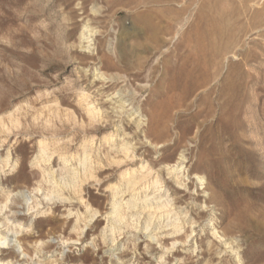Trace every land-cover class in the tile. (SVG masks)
Listing matches in <instances>:
<instances>
[{
    "label": "rangeland",
    "instance_id": "rangeland-1",
    "mask_svg": "<svg viewBox=\"0 0 264 264\" xmlns=\"http://www.w3.org/2000/svg\"><path fill=\"white\" fill-rule=\"evenodd\" d=\"M0 208L5 264H264V0H0Z\"/></svg>",
    "mask_w": 264,
    "mask_h": 264
},
{
    "label": "bare ground",
    "instance_id": "bare-ground-1",
    "mask_svg": "<svg viewBox=\"0 0 264 264\" xmlns=\"http://www.w3.org/2000/svg\"><path fill=\"white\" fill-rule=\"evenodd\" d=\"M91 30L87 29L86 27L84 28V30H82L81 32V36L83 37V39L87 40L86 43H87V46L86 48L89 49L90 47V44H89V40L88 38L91 37L90 33ZM122 106V105H121ZM42 152H44V149L41 148L40 149ZM86 155V153L84 154ZM47 158V157H46ZM8 160H9V156L7 155L6 156V159H5V165L8 163ZM179 162L177 165H175V167H173V170L179 166L178 168V171L177 172H180L182 171V169L184 168L182 165L185 161V156L184 155H180L179 156ZM86 165H87V158L84 156L82 159L79 160V166L81 167V172L84 174L86 173ZM70 168V167H69ZM171 170V171H173ZM177 170V169H176ZM78 171L79 170H76V169H67L58 179V184H59V187L60 186H75L77 184V179H78ZM52 174V173H51ZM179 174V173H178ZM81 175V174H80ZM51 178L48 177V180L47 181H51L52 183H56L57 184V181H52V179L50 180ZM55 179V178H54ZM80 179V178H79ZM137 179L134 177L132 178H129L127 179L126 181V184H127V187L129 188L130 186H133L135 185ZM51 183V184H52ZM150 183V182H149ZM149 183L147 185H149ZM152 183H154L156 185L154 191H157L159 188H158V179H155L152 181ZM43 188V187H42ZM42 188L40 187H37L35 188L34 190L38 191V190H43ZM56 189V188H55ZM43 197L47 200H51L53 198H58L59 197V192H57L56 190H49V191H42L41 192ZM32 194V193H31ZM29 194V193H26L23 197L24 199V204H25V208L27 211H29L30 209H33L35 208V206H37V203H35V205H33V199H34V195L32 194ZM136 199V198H133L131 197L130 200H128L127 202V209H131V208H135V207H139L141 209H153V210H159L165 206H169L170 205V200L168 198V196H165L164 198L160 195H157V194H154L152 196H149V194L145 193L144 194V197H142V199ZM117 204V203H116ZM115 202L112 200V210H111V214H113V217H111V221H116L119 219H121L122 217L119 215L117 216V214H119V207L122 205V204H117L116 205ZM5 206V205H4ZM2 209H3V206H1ZM1 209V208H0ZM41 211V210H40ZM32 213H38L39 210L38 209H34L33 211H31ZM30 212V213H31ZM42 212V211H41ZM31 213V214H32ZM96 212H91L90 213V217L88 219H86L84 221V226H86L91 220L92 218L94 217ZM139 213V212H138ZM116 215V216H115ZM136 217L139 216V214H135ZM116 219H115V217ZM8 219V218H7ZM5 219V220H7ZM181 220V217L179 216L178 213H169L168 215H166V222H165V226H172V229L174 232H178L179 230L182 229L183 225L182 223H179V221ZM152 223V217H151V214L150 212L148 213L147 215V219L144 221V225H145V229L147 230L149 228V226L151 225ZM32 224V223H31ZM30 224V226H31ZM75 224L77 225V221L75 222ZM74 224V225H75ZM14 226V225H13ZM13 226H8L7 225V221H2L0 222V246L1 247H5L7 248L6 246H16L18 248H21V253L25 254L26 253L24 252V250L22 249V246L20 245V241L15 237V235L19 232L18 230L15 229V227ZM78 226V225H77ZM4 227V228H7V231L6 232H3L1 231V228ZM107 228H109V232L111 233L113 231V228L112 226H106ZM214 228V226H213ZM82 229V228H81ZM12 232H14V236L11 235ZM214 235H216L219 239H222L225 234L222 233V234H218V231H214ZM230 244V243H229ZM9 248V247H8ZM233 251H235L236 253V250L232 248ZM236 257H239V254L236 255ZM0 264H5L3 263L2 261H0ZM7 264V263H6Z\"/></svg>",
    "mask_w": 264,
    "mask_h": 264
}]
</instances>
